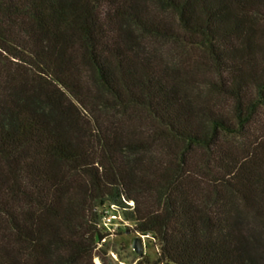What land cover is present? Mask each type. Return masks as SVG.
I'll return each instance as SVG.
<instances>
[{"label": "trees", "instance_id": "obj_1", "mask_svg": "<svg viewBox=\"0 0 264 264\" xmlns=\"http://www.w3.org/2000/svg\"><path fill=\"white\" fill-rule=\"evenodd\" d=\"M262 118L264 0H0V264H264Z\"/></svg>", "mask_w": 264, "mask_h": 264}, {"label": "rangeland", "instance_id": "obj_2", "mask_svg": "<svg viewBox=\"0 0 264 264\" xmlns=\"http://www.w3.org/2000/svg\"><path fill=\"white\" fill-rule=\"evenodd\" d=\"M152 45L156 46L158 49L162 50L165 53L176 52L181 55L180 52H183L185 57L188 56L190 50L184 47L179 42L173 41H165V40H153L151 41ZM176 54V55H177ZM220 106L226 110L230 109L232 102L228 98L222 97L216 100ZM264 122V119H261ZM263 128V127H262ZM263 130V131H262ZM260 132L261 135L264 134V129ZM263 133V134H262ZM133 205V203H132ZM133 224L128 222V224L121 226L116 231H109L111 234L108 236L106 244L109 247V251L107 254V263L108 264H132L135 263L139 257L136 252L132 249L133 239L135 237H142L137 233L132 232ZM146 254L151 261L157 259L158 248L154 244V241L148 237L143 238ZM94 262L96 264H101V260L99 258H95Z\"/></svg>", "mask_w": 264, "mask_h": 264}, {"label": "built area", "instance_id": "obj_3", "mask_svg": "<svg viewBox=\"0 0 264 264\" xmlns=\"http://www.w3.org/2000/svg\"><path fill=\"white\" fill-rule=\"evenodd\" d=\"M130 204L132 205V203ZM128 222L129 221L125 220L118 207L111 205L110 207L106 208L101 224L105 231L111 234L109 231H116L121 226L128 224ZM144 237L147 236H142V238ZM132 264H137V261Z\"/></svg>", "mask_w": 264, "mask_h": 264}, {"label": "water", "instance_id": "obj_4", "mask_svg": "<svg viewBox=\"0 0 264 264\" xmlns=\"http://www.w3.org/2000/svg\"><path fill=\"white\" fill-rule=\"evenodd\" d=\"M132 249L138 256L142 257L144 255L145 246L142 237H135L133 239Z\"/></svg>", "mask_w": 264, "mask_h": 264}]
</instances>
